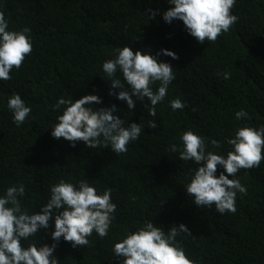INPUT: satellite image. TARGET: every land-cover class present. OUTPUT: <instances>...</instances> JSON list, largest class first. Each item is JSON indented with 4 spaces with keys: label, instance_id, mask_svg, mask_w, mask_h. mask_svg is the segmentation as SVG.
Segmentation results:
<instances>
[{
    "label": "trees",
    "instance_id": "1",
    "mask_svg": "<svg viewBox=\"0 0 264 264\" xmlns=\"http://www.w3.org/2000/svg\"><path fill=\"white\" fill-rule=\"evenodd\" d=\"M169 7L170 0H0L8 30L29 28L32 41L22 66L12 69L10 80H0V196L22 183V207L39 212L61 179L73 184L87 179L98 194L112 189L117 205L107 237L94 231L87 246L76 248L61 238L54 252L59 264H121L114 243L148 221L165 232L184 224L191 235L181 233L176 240L195 264H264V159L259 167L229 177L240 180L247 194L237 193L235 213L221 215L215 205L194 204L185 186L198 165L170 151L172 144L182 147L181 135L192 130L205 138L207 151L226 156L231 150L227 140L239 127L264 126V0H236L231 13L238 21L215 42L204 44L188 34L182 21L163 20ZM148 9L159 14L150 19ZM124 46L152 55L167 50L179 57H158L173 67L175 79L154 117L144 107L151 106L147 99L133 96L136 107L129 112L125 101L109 95L111 82L102 65ZM225 72L230 73L227 80ZM116 78L123 82L119 71ZM152 87L155 91L159 82ZM13 93L31 108L19 127L7 104ZM88 94L102 99L94 108L115 105L114 115L141 126V136L127 145L126 153L90 149L83 142L72 147L51 136L64 109L53 110L58 99L75 102ZM177 98L186 106L173 111L170 101ZM240 110L248 117L237 120ZM153 120L155 129L148 127ZM212 140L221 147L214 149ZM222 172L217 166V177ZM49 224L22 245L55 243L54 219Z\"/></svg>",
    "mask_w": 264,
    "mask_h": 264
},
{
    "label": "clouds",
    "instance_id": "2",
    "mask_svg": "<svg viewBox=\"0 0 264 264\" xmlns=\"http://www.w3.org/2000/svg\"><path fill=\"white\" fill-rule=\"evenodd\" d=\"M236 0H170L171 7L163 12V20L171 24L174 20L182 21L186 31L198 43L205 40L215 42L222 33H227L238 21L231 13ZM150 19H154L159 11L148 9ZM9 24L3 12H0V80H10L13 68L19 69L26 56L32 52L30 29L19 31L8 30ZM160 54L172 59L179 57L171 51L161 50L152 55L124 46L114 50V58L106 60L103 72L111 82V89H122L118 93L110 90V96L125 101L129 112L135 107V96L141 102L150 101L148 107L151 116L156 115V105L163 102L170 83L175 79V70L166 62L159 61ZM122 74L123 82L116 78L117 72ZM219 75V73H218ZM225 80L230 73L223 74ZM159 82L154 91L152 85ZM127 85V86H126ZM98 95H84L73 102L72 99L59 98L53 110L64 106L62 115L51 127L54 139H63L76 146L83 142L87 148L103 147L117 155L128 151L127 145L139 139L142 128L137 123H126L113 113L115 105L96 109L94 104H101ZM8 108L13 114V122L19 127L31 113V108L17 93L8 99ZM173 111L183 110L186 106L179 98L170 101ZM236 119L247 118L244 110L236 112ZM149 128H157L156 122L149 121ZM182 147L170 145V151L179 152V159L193 161L198 167L190 170L191 179L185 186L188 196L193 198L197 207L212 209L219 214L236 212L237 193L246 195L247 188L235 177L240 169H253L260 166L264 159V126L259 129L239 127L233 138L227 143L231 150L226 156L207 151L205 138L192 130L183 132L180 137ZM214 149H219V141L212 140ZM217 166L224 169L217 177ZM227 173L225 175L224 173ZM26 189L21 183L7 188L0 196V264H59L54 256L61 238L70 242L73 248L85 247L88 237L95 231L100 238L108 236L117 205L112 202V189L98 194L87 179L78 184L61 179L50 188L48 202L39 212L29 213L22 207L20 197L25 196ZM54 219V231L51 238L55 242L51 246H38L32 241L25 248L21 241L37 236L40 229H48L50 220ZM181 233L191 235L189 229L180 224L165 232L160 226L148 221L134 232H129L113 245V253L120 258L121 264H195L188 258L183 246L176 240Z\"/></svg>",
    "mask_w": 264,
    "mask_h": 264
}]
</instances>
